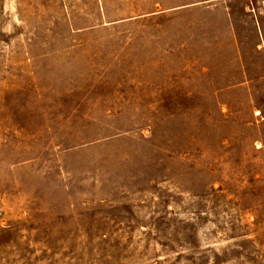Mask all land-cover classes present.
Returning a JSON list of instances; mask_svg holds the SVG:
<instances>
[{"label":"rangeland","instance_id":"374dc122","mask_svg":"<svg viewBox=\"0 0 264 264\" xmlns=\"http://www.w3.org/2000/svg\"><path fill=\"white\" fill-rule=\"evenodd\" d=\"M0 264H264V0H0Z\"/></svg>","mask_w":264,"mask_h":264}]
</instances>
